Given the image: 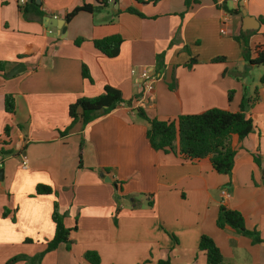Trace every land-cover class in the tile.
Wrapping results in <instances>:
<instances>
[{"label":"crops","instance_id":"obj_1","mask_svg":"<svg viewBox=\"0 0 264 264\" xmlns=\"http://www.w3.org/2000/svg\"><path fill=\"white\" fill-rule=\"evenodd\" d=\"M107 1L68 20L74 8L99 0H41L27 12L20 0H0V61L7 63L0 72V264L13 258L12 264H94L89 251L99 264H209L199 249L203 235L219 247L222 264H264V67L260 84L249 80L257 65L243 57L244 38L235 39L244 15L225 7L253 17L255 29L244 32L253 53L264 44V0H231L232 6L202 0L184 15L185 0ZM130 6L145 17L128 12ZM112 35L123 42L111 58L93 41ZM161 53L165 68L157 72ZM191 56L198 62L188 67ZM20 63L25 71L7 76ZM84 65L91 80L82 75ZM145 68L158 78L139 105ZM108 85L124 103L86 126L71 118V104ZM7 94L15 98L13 113L5 109ZM138 105L165 121L244 106L254 128L243 139L232 134L233 169L221 174L210 157L155 150ZM38 184L52 193L37 194ZM55 202L70 233L47 251ZM222 205L239 211L260 240L220 228Z\"/></svg>","mask_w":264,"mask_h":264},{"label":"trees","instance_id":"obj_2","mask_svg":"<svg viewBox=\"0 0 264 264\" xmlns=\"http://www.w3.org/2000/svg\"><path fill=\"white\" fill-rule=\"evenodd\" d=\"M136 1L144 4L147 2L157 3L161 0ZM213 1L217 3L219 0ZM201 2L202 0H185V12L180 15H184L194 5ZM107 4V0H99L98 5L84 4L78 6L67 14V19L70 20L80 11L94 12L101 10ZM222 5H225V3H222ZM39 6L36 0H33L32 2L27 1L21 8L24 12H27L32 7L38 8ZM225 7L227 11L233 14H241L242 12L239 6L233 9H229L226 5ZM127 11L145 17L134 6L128 7ZM242 38L245 40L244 59L251 64L264 66V44L259 43L252 53L248 43V34L242 32L240 36L235 37L238 41ZM122 42L123 38L120 35H112L93 41L94 46L99 51L111 58L119 54ZM76 43L80 44V40H77ZM164 55V53H161L157 56V72H161L165 68ZM224 59V57L214 58L215 61ZM197 62V56H191L186 65L192 67ZM6 67L7 63L0 61V72H5ZM82 75L91 80L85 65L82 69ZM261 81L264 82V74L261 77ZM232 93V91L229 92V99L232 98ZM122 103H124V99L121 91L108 85L104 88L102 94L92 98L81 97L71 104L69 115L74 121L81 120L83 125L86 126L95 119L110 113ZM127 103L132 104V101ZM5 109L9 113H13L15 110V98L12 94H7L5 97ZM137 109L139 116L149 124L147 139L155 150L172 152L190 160L210 157L213 168L221 174H230L233 169L236 152L231 145L232 134H238L243 139L254 128L253 120L245 113L244 106L237 112L215 107L198 114L180 115L178 119L169 121L160 120L157 117H149L140 106ZM8 132L9 127L7 126L6 133L8 134ZM1 152L7 153L4 150H1ZM52 191L51 186L45 184H38L36 187L37 194H50ZM52 218L56 224V231L53 239L48 242L47 251L56 248L60 243L68 242L70 233V228H67L64 223V216L60 212L58 202L54 203ZM217 225L220 228L229 225L238 233L251 236L254 241L260 240L256 231L248 230L245 227L244 218L239 211L229 209L224 205L220 206ZM199 249L205 251L209 264L223 263L224 257L211 237L203 235ZM42 255L43 253L39 254L38 257L40 258ZM86 257L94 264H99L100 262L99 255L96 252L89 251L86 253ZM16 260L17 258H13L6 264H12Z\"/></svg>","mask_w":264,"mask_h":264},{"label":"built area","instance_id":"obj_3","mask_svg":"<svg viewBox=\"0 0 264 264\" xmlns=\"http://www.w3.org/2000/svg\"><path fill=\"white\" fill-rule=\"evenodd\" d=\"M236 1H241V0H236ZM26 2L27 0H20V3L22 5H25ZM134 71L135 70H132V72ZM139 73L143 81V91H142V96L136 99V103L141 105L143 103V100L146 99L147 95L154 91L158 75L155 70L150 69V68L142 69ZM263 95H264V91H263ZM261 159L262 161H264V155L261 156ZM26 165H27V160L24 159L23 166H26ZM223 194L225 196H229L226 190L223 191Z\"/></svg>","mask_w":264,"mask_h":264},{"label":"water","instance_id":"obj_4","mask_svg":"<svg viewBox=\"0 0 264 264\" xmlns=\"http://www.w3.org/2000/svg\"><path fill=\"white\" fill-rule=\"evenodd\" d=\"M32 1H33V0H28V2H32ZM36 2H37L38 4H40V3H41V0H36ZM242 12H243V15H244V17H243V26H242L243 31L246 32V31H248V30H253V29H255V27H253V26L249 23L250 20L253 19V17H252V16H249V15L247 14V11H246L245 9H243V8H242ZM63 21H65V20H63ZM256 21H257V20H256ZM62 28L65 29V26L62 25ZM25 69H26V68H25L24 64H22V63L17 64L16 66H14V67H13V68L7 73V76H9V77L14 76V75H16V74H19V73L25 71Z\"/></svg>","mask_w":264,"mask_h":264},{"label":"rangeland","instance_id":"obj_5","mask_svg":"<svg viewBox=\"0 0 264 264\" xmlns=\"http://www.w3.org/2000/svg\"><path fill=\"white\" fill-rule=\"evenodd\" d=\"M227 4L228 6H232V1L231 0H227ZM263 65H257L254 67V69L252 70L251 72V75H249V80H253L256 81L258 84H260V81H259V73H261L260 71L263 70Z\"/></svg>","mask_w":264,"mask_h":264}]
</instances>
